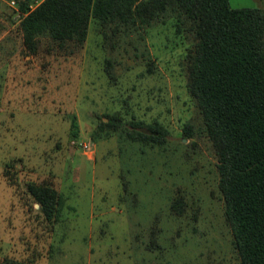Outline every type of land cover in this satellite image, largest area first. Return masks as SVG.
Returning <instances> with one entry per match:
<instances>
[{
  "label": "rangeland",
  "instance_id": "374dc122",
  "mask_svg": "<svg viewBox=\"0 0 264 264\" xmlns=\"http://www.w3.org/2000/svg\"><path fill=\"white\" fill-rule=\"evenodd\" d=\"M11 1L0 3V262L240 264L218 161L187 89L192 40L176 33L175 19L124 34L115 50L102 47L93 20L83 47L70 52L45 38L33 55L20 30L22 0L16 7ZM230 4L264 9V0ZM108 57L116 83L105 71ZM107 113L126 122L133 115L159 120L170 130L168 142L151 147L109 135L98 127ZM187 122L195 125L194 138L185 136ZM28 183L64 195L58 222L45 219ZM178 193L188 203L182 216L170 210ZM157 217L160 247L150 249Z\"/></svg>",
  "mask_w": 264,
  "mask_h": 264
},
{
  "label": "trees",
  "instance_id": "16d2710c",
  "mask_svg": "<svg viewBox=\"0 0 264 264\" xmlns=\"http://www.w3.org/2000/svg\"><path fill=\"white\" fill-rule=\"evenodd\" d=\"M31 4L22 0L20 30L33 55L45 38L70 52L83 47L93 20L100 24L102 47L115 50L124 34L175 19L176 33L192 40L185 54L187 89L218 161L233 247L240 264H264V9L233 8L230 0H42L32 9ZM113 66L106 58V74L116 83ZM72 126L78 134L76 120ZM98 127L151 147L165 146L170 135L159 120L148 123L133 115L126 122L120 113L105 114ZM184 133L194 138L195 125L187 122ZM27 190L45 219L58 222L64 195L47 184L28 183ZM187 207L182 193L171 200L177 216ZM160 232L157 217L148 248L160 247ZM0 264L37 263L7 256Z\"/></svg>",
  "mask_w": 264,
  "mask_h": 264
},
{
  "label": "built area",
  "instance_id": "2783aa9c",
  "mask_svg": "<svg viewBox=\"0 0 264 264\" xmlns=\"http://www.w3.org/2000/svg\"><path fill=\"white\" fill-rule=\"evenodd\" d=\"M3 1H5V0H0V3L3 2ZM38 2H39V1H37V3H38ZM37 3H36L35 5H37ZM10 5H11L12 7H16V5H17V1H16V0H12V1L10 2ZM35 5L31 4V5H30V8H31V9L34 8ZM73 144H78V142H77L76 140H74V141H73ZM80 146H81L82 149H84L85 151H87L88 149H90V146H89V144H87V143H81Z\"/></svg>",
  "mask_w": 264,
  "mask_h": 264
},
{
  "label": "crops",
  "instance_id": "0c3cea01",
  "mask_svg": "<svg viewBox=\"0 0 264 264\" xmlns=\"http://www.w3.org/2000/svg\"><path fill=\"white\" fill-rule=\"evenodd\" d=\"M41 1H42V0H39V2H38L37 4H39ZM20 73L23 74L22 72H20ZM16 85H17V84H16ZM16 85H15V87H17ZM18 87H21V86H18ZM6 88H7V87H6Z\"/></svg>",
  "mask_w": 264,
  "mask_h": 264
}]
</instances>
